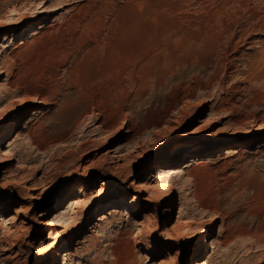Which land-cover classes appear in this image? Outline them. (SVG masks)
<instances>
[{"label": "rangeland", "instance_id": "obj_1", "mask_svg": "<svg viewBox=\"0 0 264 264\" xmlns=\"http://www.w3.org/2000/svg\"><path fill=\"white\" fill-rule=\"evenodd\" d=\"M51 1L0 0V264H264V0H118L73 87Z\"/></svg>", "mask_w": 264, "mask_h": 264}, {"label": "bare ground", "instance_id": "obj_2", "mask_svg": "<svg viewBox=\"0 0 264 264\" xmlns=\"http://www.w3.org/2000/svg\"><path fill=\"white\" fill-rule=\"evenodd\" d=\"M68 1V0H52L50 5L46 7V5H42L43 3H41L36 9H34V13L33 14H36V13H43V12H48L49 16H52L53 14H55L56 12H58V8L59 7H62V6H67L65 4V2ZM87 1L86 4L80 6V7H76L74 9H72L71 13L69 14V16L67 18H65V16L63 17V22L59 25L58 28L56 27H53L52 31L50 32H46L44 34H42V37H47V36H51L52 33L54 34H58V31H62V35L60 38L64 39L62 40L63 41V47L59 50V55L63 54V56H65L66 58H68V62L70 60V57L73 56L74 59H77L76 61V66H74L73 68L71 69H67V74H68V80H67V84H69L70 86H75L77 85V71H78V65L80 63V61L82 59H84L85 57L89 56L90 54H92L95 50V47L99 45V43L101 44V42L106 39L107 35H108V27H107V23L109 20H107L108 18L110 20H112L115 15H114V10L118 9L120 6H118V0H85ZM126 1V0H125ZM49 2V1H47ZM84 2V0H83ZM121 2V1H120ZM119 2V5L121 4ZM126 2H129V1H126ZM130 3V2H129ZM46 4V2L44 3ZM123 7V6H122ZM128 7V6H127ZM124 9V8H123ZM122 9H119L118 11H120ZM116 11V12H118ZM115 12V13H116ZM113 13V14H112ZM66 14V13H65ZM35 15L29 17V18H34ZM120 17V16H118ZM31 19H24L23 18H20V22L19 23H13L11 22L12 19H8V26H15V25H18V24H27L28 23V20H31ZM116 19V17H115ZM113 21V20H112ZM111 22V21H110ZM117 23V22H116ZM136 24V23H135ZM111 25V24H110ZM116 25V24H115ZM34 26V25H33ZM109 26V25H108ZM113 26V25H112ZM110 27V26H109ZM111 28V27H110ZM113 28V27H112ZM117 29V28H116ZM111 30V29H110ZM31 31V30H30ZM112 31V30H111ZM110 31V32H111ZM31 33V32H30ZM39 34L38 32L34 31L33 32V35H37ZM59 35V34H58ZM57 35V37H58ZM113 35V33H112ZM115 35V34H114ZM28 36V35H27ZM112 37V36H111ZM42 39V38H41ZM46 39V38H45ZM49 39V38H48ZM107 39H109L107 37ZM113 39V37H112ZM116 41V40H115ZM105 43V42H104ZM103 44V43H102ZM61 45V44H60ZM58 45V47L60 46ZM100 46V45H99ZM104 46V44H103ZM107 47H109L108 45H106ZM56 47V46H55ZM102 47V46H101ZM106 47V48H107ZM103 48V47H102ZM106 48H104L106 50ZM54 49V47L52 48ZM98 49V48H97ZM108 49V48H107ZM99 50V49H98ZM110 50V49H109ZM115 49H113L114 51ZM56 51V50H55ZM96 51V50H95ZM142 51V50H141ZM145 51V50H144ZM145 53V52H144ZM50 54V53H49ZM100 54V53H99ZM141 54V53H140ZM136 55V54H134ZM132 55V56H134ZM55 56V55H54ZM260 56V55H259ZM261 56H264V51L263 53L261 54ZM52 57V56H51ZM124 57H127V54L124 55ZM130 57V56H129ZM137 57V55H136ZM54 58V57H53ZM114 58V57H113ZM128 58V57H127ZM125 58V60L127 59ZM131 58V57H130ZM133 58V57H132ZM140 58V57H139ZM57 59V58H56ZM98 59V58H97ZM137 59V58H136ZM144 59V58H143ZM61 60V59H60ZM73 60V59H72ZM56 61V60H55ZM130 61V60H128ZM141 61V60H140ZM144 61V60H142ZM79 62V63H77ZM83 62V61H82ZM131 62V61H130ZM134 62H136V60L134 59ZM139 62V61H138ZM121 63V62H120ZM133 63V62H132ZM67 63H64V65L62 66H65ZM85 64V62H84ZM119 64V63H118ZM73 65V64H72ZM139 66V65H138ZM114 67V66H113ZM120 67V65H119ZM135 67V66H134ZM133 67V68H134ZM143 67V66H142ZM142 67H139V68H142ZM137 68V67H136ZM135 68V69H136ZM114 69H116L117 71V68L114 67ZM119 70H121V68H118ZM125 69V67H124ZM124 69L122 72H124ZM146 69V68H145ZM141 70V69H140ZM139 70V71H140ZM59 71V70H58ZM111 71V70H110ZM142 71V70H141ZM140 71V72H141ZM79 72V71H78ZM113 72V71H112ZM9 73V72H8ZM99 73V72H98ZM114 73V72H113ZM113 73H110V74H113ZM116 73V72H115ZM0 74H4V71H1ZM118 75V74H117ZM116 75V76H117ZM131 75V74H130ZM133 75V74H132ZM136 75V74H135ZM125 76V74H124ZM128 76V75H126ZM137 76V75H136ZM157 76V75H156ZM79 77V76H78ZM121 76L119 75V79ZM147 77V76H146ZM124 78H128V77H124ZM138 78V77H137ZM136 78V79H137ZM66 80V79H65ZM129 81V79H127ZM145 80V79H144ZM113 81V80H112ZM127 81V82H128ZM137 81V80H136ZM135 81V82H136ZM147 81V80H146ZM80 82V81H79ZM125 82V81H124ZM133 82V83H135ZM142 82V81H141ZM114 84V82H113ZM126 84V82H125ZM138 86V92L137 93H140L142 94V91L144 89V87H147L146 85L143 86L144 84L142 83H136ZM80 86V85H79ZM78 86V87H79ZM124 86V85H122ZM131 86V84H130ZM133 86V84H132ZM136 86V85H135ZM134 86V87H135ZM136 89V90H137ZM123 90V89H122ZM145 90V89H144ZM111 91V90H110ZM121 91V90H120ZM125 91V90H124ZM129 91V90H128ZM80 93V92H79ZM125 93V92H124ZM12 94V93H11ZM81 94V93H80ZM138 95V94H137ZM86 96V95H85ZM126 96V95H125ZM86 99V98H85ZM27 100V99H26ZM25 100V101H26ZM132 100V99H131ZM24 101V100H23ZM24 101V102H25ZM74 102L72 100H65L64 102V106L60 109V114L56 115L52 120H51V124L49 126V128L47 129H44L43 131V136L45 137V139L47 141H51L54 139V134L58 131H63L64 135H66L68 132H70V128H72L74 125H76V121L74 119L71 118V112H72V108H73V105ZM75 109V108H74ZM29 110H26L24 112V114H27ZM106 114V113H105ZM73 116V115H72ZM65 117V118H63ZM212 118V116L210 117ZM209 118V119H210ZM208 119V121H209ZM19 120V119H18ZM212 120V119H211ZM207 121V123H208ZM214 121V120H213ZM210 122V121H209ZM10 123V122H9ZM13 123V121H12ZM14 126L16 127L15 125H17V121L10 126ZM99 128V131L97 132H100L101 131V126L98 127ZM9 129V128H8ZM140 131V127L137 123H132V126L130 127L129 129V132L132 133V134H135L137 135V133ZM102 132V131H101ZM7 136V135H6ZM104 136L107 137V134H105ZM105 138V137H104ZM46 141V142H47ZM58 142V141H57ZM48 143V142H47ZM9 150L8 151H5L6 152H10L11 154L13 153L14 149L9 145ZM191 149H192V146L190 145H187L182 151H180L179 153V156L180 158H186L185 156L187 154H189L191 152ZM197 151V150H196ZM111 153H114L113 150H111ZM227 154H230V156H232L231 154L235 155L236 154V151H234L233 149H229L227 151ZM14 155V153L12 154ZM228 156V155H227ZM170 185V184H169ZM146 185H144L145 187ZM172 190V189H171ZM120 205V203H118V201H112L109 205H107V208L109 210L113 209V208H116ZM182 208V203L180 204V209ZM21 212V211H20ZM18 214V213H17ZM127 217H129L127 215ZM211 229V227H209ZM208 230V233L210 234L211 233V230ZM213 231V229H212ZM207 244H208V247L207 248H210L212 246V243L210 241H207ZM220 248H223L222 246H220ZM57 260L55 261V264H67L68 262V259L66 258V255L64 253H59L57 255ZM69 258V257H68Z\"/></svg>", "mask_w": 264, "mask_h": 264}]
</instances>
